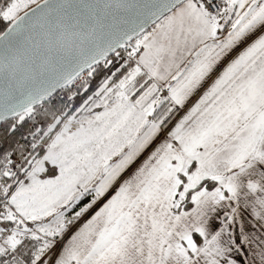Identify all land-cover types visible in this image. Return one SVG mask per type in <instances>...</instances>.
I'll return each instance as SVG.
<instances>
[{"label": "snow or ice", "instance_id": "6c2138e0", "mask_svg": "<svg viewBox=\"0 0 264 264\" xmlns=\"http://www.w3.org/2000/svg\"><path fill=\"white\" fill-rule=\"evenodd\" d=\"M0 264H264V0H0Z\"/></svg>", "mask_w": 264, "mask_h": 264}]
</instances>
